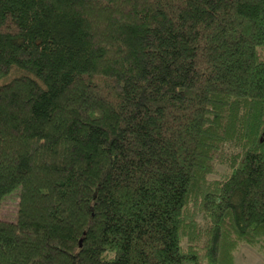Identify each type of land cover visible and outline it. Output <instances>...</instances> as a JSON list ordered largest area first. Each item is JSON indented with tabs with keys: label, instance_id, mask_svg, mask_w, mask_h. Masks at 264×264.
I'll list each match as a JSON object with an SVG mask.
<instances>
[{
	"label": "trees",
	"instance_id": "1",
	"mask_svg": "<svg viewBox=\"0 0 264 264\" xmlns=\"http://www.w3.org/2000/svg\"><path fill=\"white\" fill-rule=\"evenodd\" d=\"M243 244L264 255V0H0V264Z\"/></svg>",
	"mask_w": 264,
	"mask_h": 264
},
{
	"label": "rangeland",
	"instance_id": "2",
	"mask_svg": "<svg viewBox=\"0 0 264 264\" xmlns=\"http://www.w3.org/2000/svg\"><path fill=\"white\" fill-rule=\"evenodd\" d=\"M16 203L15 196L5 198L1 209V217L12 219L15 214ZM234 264H264V255L260 251L243 244L235 254Z\"/></svg>",
	"mask_w": 264,
	"mask_h": 264
}]
</instances>
